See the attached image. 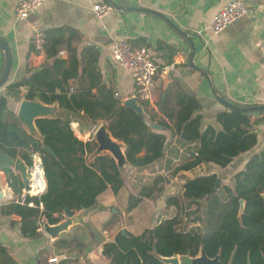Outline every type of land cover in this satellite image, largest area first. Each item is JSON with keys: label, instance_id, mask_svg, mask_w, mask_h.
I'll return each mask as SVG.
<instances>
[{"label": "trees", "instance_id": "1", "mask_svg": "<svg viewBox=\"0 0 264 264\" xmlns=\"http://www.w3.org/2000/svg\"><path fill=\"white\" fill-rule=\"evenodd\" d=\"M43 39L42 51L46 59L54 61H45L36 70L27 68L25 76L8 84L5 95L0 94V148L12 157L20 156L28 165H33L32 155L36 154L45 180L43 192L27 195L24 203L5 209L20 216V230L25 237L40 235L37 229L42 217L56 223L65 208L96 206L98 195L107 188L117 193L124 185V176L110 155L89 159L96 144L92 136L86 141L79 139L72 121H83L90 127L105 122L112 137L124 143L129 167L138 172L162 159L173 167V174L181 176L208 163L225 168L257 144L249 111L233 106L217 113L218 128H202L201 115L196 113L199 103L184 91H177L175 106L166 100L159 103L169 122L157 123L169 133L167 136L153 129L140 112L103 82L96 50L87 47L78 57L72 45L76 37H67L62 28L43 33ZM62 51L67 52V59L60 57ZM6 95L46 104L56 102L71 113L72 119L36 120L40 139H35L24 131L16 113L7 110ZM176 145L183 147L182 153ZM174 158L179 160L177 166ZM217 177L216 173L184 176L180 198L166 196L165 203L167 207H180L185 226L179 227L183 219L173 215L139 234L119 230L102 245L107 264H164L154 254L195 257L201 249L207 257H217L220 264H264V149L253 153L233 174L232 186L216 185ZM159 181L165 179L158 176L154 184ZM10 183L13 185L12 179ZM152 186L140 191V199L152 198ZM240 199L244 208L239 216ZM129 200L128 210L139 203L133 196ZM31 202L34 206H28ZM53 245L62 255L81 253L85 247L77 233L59 237ZM69 262V258H63L60 264ZM0 264H19L1 244Z\"/></svg>", "mask_w": 264, "mask_h": 264}, {"label": "crops", "instance_id": "2", "mask_svg": "<svg viewBox=\"0 0 264 264\" xmlns=\"http://www.w3.org/2000/svg\"><path fill=\"white\" fill-rule=\"evenodd\" d=\"M19 1L0 0V38L7 42L11 54L9 75L0 86V94L5 95L8 84L25 76L27 68L36 70L45 61H54L55 58L46 59L45 52L32 49V27L37 26L43 33L62 28L67 37H76L78 40L72 39V45L76 47L78 57L87 47L96 50L97 66L103 82L113 87L123 102L133 98L135 106L148 123L169 122L159 103L166 100L169 105L175 106L177 91H184L196 98L200 106L196 113L201 115L202 128L208 125L218 128L217 113L233 106L264 105V0H247L248 12L245 16L217 34L210 31L212 18L228 0H46L25 20L17 21L14 10ZM96 2H109L112 9L99 17L92 10ZM122 38L129 40L132 46L144 45L152 51L158 71L149 87L144 89L138 86L128 70L119 68L111 60V45ZM62 52L60 57L67 59V52ZM3 65L4 56L0 49V72ZM165 72L169 75L166 76ZM6 99L7 110L16 113L21 99L11 95H6ZM249 119L257 134V144L251 151L239 155L225 168L208 163L193 169V174L192 171H185L182 175L188 176L190 173L192 177L216 173L221 178V185L232 186L233 174L244 167L253 153L264 149V110L249 111ZM81 123L72 121L71 126L79 139L82 138L77 133L89 140L93 134L91 128L94 127L83 124V121ZM156 130L169 136L164 129ZM176 146L182 153L183 147ZM32 159L34 170L31 169L33 177L28 191L24 189L17 172L12 173L11 185L5 173L0 171V190L3 192L0 198V244L19 264H44L47 255L57 249L54 241L77 233L85 247L81 253L71 251L76 258L73 261L69 257L68 264H107L102 255L103 243L113 239V228L121 224L126 215L132 216L141 201L128 210L125 196L127 198L129 195L125 184L117 193L107 188L98 195L96 207L87 215V227L75 225L69 232L52 238L39 226V236L25 237L20 230V216L5 209L24 203L27 195H37L45 190L43 173V185L37 186L35 182L40 159L33 155ZM173 160L174 166H177L179 160ZM165 163L162 159L152 165ZM142 171L146 173L147 170ZM37 187H41V190ZM133 193L134 190L129 192V198ZM262 196L264 198V191ZM118 204L124 207L120 208L121 212ZM28 206L34 205L31 202ZM128 222L131 228H123L133 234L145 229L133 230L138 226L135 218ZM80 230L85 231L87 236L81 235ZM96 235L101 240L90 250L88 244L95 243Z\"/></svg>", "mask_w": 264, "mask_h": 264}, {"label": "water", "instance_id": "3", "mask_svg": "<svg viewBox=\"0 0 264 264\" xmlns=\"http://www.w3.org/2000/svg\"><path fill=\"white\" fill-rule=\"evenodd\" d=\"M0 49L4 56V68L0 75V86L3 85L8 78L10 66H11V54L7 42L0 38ZM50 60H53L51 58ZM49 60V61H50ZM168 76V72H165ZM130 107L134 108L139 112V109L135 106L133 98H130L125 102ZM244 111H254V110H264V105L254 106V107H243L240 108ZM16 116L19 120L20 125L24 131L35 139H40V133L36 126V120L41 118H61V119H72L71 113L67 109L60 108L59 105L54 102L52 104H46L38 99H26L22 98L19 102ZM153 129H163L164 127L159 124H152ZM92 139L94 140L96 147L89 155V159H93L96 156L102 154L110 155L121 174H124L125 168L128 166V160L125 156V146L122 141H119L112 137L108 131L107 124L105 122L100 123L96 127L92 134ZM33 157H37L36 154ZM38 169L43 173L42 164L39 162L37 164ZM31 169L34 170V165H28L20 157H12L0 148V171H3L8 178L9 182L12 179V173L17 172L22 180L24 189L29 190L30 182L33 177L31 174ZM221 183V178H216V185ZM2 183L0 181V188ZM3 192L0 190V198ZM239 212L240 216L243 208L244 201L239 200ZM92 206L89 208H81L79 210H71L65 208L63 216L56 223H49L45 217L41 218V229L45 234L52 238H57L61 233L69 232L70 228L75 225H82L87 227L86 217L95 208ZM121 233L125 232L124 228H121ZM160 261L164 264H220L217 257L209 258L206 256L205 252L201 249L200 254L195 257H180L178 254H173L168 257H163L158 254H154Z\"/></svg>", "mask_w": 264, "mask_h": 264}, {"label": "built area", "instance_id": "4", "mask_svg": "<svg viewBox=\"0 0 264 264\" xmlns=\"http://www.w3.org/2000/svg\"><path fill=\"white\" fill-rule=\"evenodd\" d=\"M44 1L46 0H20L14 10L15 20H25L31 13L37 10ZM111 9L112 5L109 2H96L92 5L93 12L99 17L109 13ZM247 12V0H228V2L214 14L210 25V31L213 34L221 32L228 25L245 16ZM43 42L42 31L37 26H33L31 34V46L33 50L42 52ZM110 57L116 66L128 70L135 83L144 89L152 84L153 77L158 71L152 51L144 45L132 46L129 40L125 38L116 40L112 43ZM95 129L96 126L93 128L92 133ZM37 189L41 190V187H37ZM65 257V255L55 253L54 250H52L47 255L44 264H60V261Z\"/></svg>", "mask_w": 264, "mask_h": 264}, {"label": "rangeland", "instance_id": "5", "mask_svg": "<svg viewBox=\"0 0 264 264\" xmlns=\"http://www.w3.org/2000/svg\"><path fill=\"white\" fill-rule=\"evenodd\" d=\"M100 124V123H99ZM96 125L97 126H99ZM93 128H91V133H92ZM83 140L86 141L87 139L83 136V134L77 133ZM90 139V138H89ZM169 167V168H168ZM146 173H142L143 171H135L134 169H131L129 165L125 168L124 174V187L127 188V195L130 196L129 192L131 190H134L135 193H133V197L138 198L141 203L137 206L136 210L134 211L132 216H125L124 221L121 224H116L115 228L112 230L111 235H115L121 228L126 227L127 229H130L131 226L129 224V219L134 220V218L138 222V226L134 227V231H141L142 229L146 227H152L156 222H158L160 219L166 216H173L175 215L178 218H182L184 215V212H181L180 207L176 206H166L165 203V198L166 196H172L174 199H179L180 194H181V185H182V180L184 179V176H181L180 173L173 174V167L167 166L166 164L164 165H159L158 166H149L146 168ZM193 174V171L191 172ZM188 173V176L191 175ZM174 175V176H173ZM158 176H162L165 181L162 182H157L155 183V179ZM153 184V186H152ZM149 187L152 186V198L147 199V198H141L140 199V191L144 187ZM129 196L125 200H127V205L129 204ZM117 208L121 212L124 207L121 205H117ZM117 215V214H116ZM115 215V216H116ZM121 215V213H120ZM130 217V218H129ZM183 219V218H182ZM186 221L183 219L182 223H180L178 226H185L184 223ZM80 234L83 236H87V233L85 231L80 230ZM99 235V234H98ZM98 235H96L94 239V244H91L89 242L88 244V249H94L96 247V242L101 240L98 238ZM55 253H59L57 249L54 250ZM84 253V252H83ZM82 253V254H83ZM65 255V258H72L73 261L76 258L75 253L72 252H67L63 253ZM85 259V258H84ZM74 264V262H73Z\"/></svg>", "mask_w": 264, "mask_h": 264}, {"label": "bare ground", "instance_id": "6", "mask_svg": "<svg viewBox=\"0 0 264 264\" xmlns=\"http://www.w3.org/2000/svg\"><path fill=\"white\" fill-rule=\"evenodd\" d=\"M73 125H77V124H74L73 123ZM78 126V125H77ZM85 137V136H84ZM83 138V137H82ZM37 170L39 171V173L37 174H35V182H36V184H37V186H42L43 185V183H44V181H43V177H42V175H41V171L38 169V166H37Z\"/></svg>", "mask_w": 264, "mask_h": 264}]
</instances>
